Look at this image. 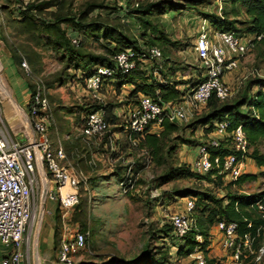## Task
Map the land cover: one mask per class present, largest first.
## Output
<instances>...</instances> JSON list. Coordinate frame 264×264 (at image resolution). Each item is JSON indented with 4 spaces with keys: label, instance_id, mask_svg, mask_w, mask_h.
<instances>
[{
    "label": "trees",
    "instance_id": "16d2710c",
    "mask_svg": "<svg viewBox=\"0 0 264 264\" xmlns=\"http://www.w3.org/2000/svg\"><path fill=\"white\" fill-rule=\"evenodd\" d=\"M222 2L229 5L230 10L228 13H224V9L220 15L199 12L203 18L209 20L212 26V28L209 27L210 30L233 32L241 39L242 43L249 40L246 37H252L253 39L250 40L252 48L255 47L258 54L264 56V0H223ZM188 4L185 7L187 10L184 11L194 10L198 6H209L211 0H188ZM7 7L9 8L6 5L1 6V12L6 14L7 17L9 16L8 18L6 17V29L1 30V36L17 69H21V62L24 60L22 52L17 46L18 42L28 44L31 46L29 49L32 50L33 48L41 47L52 48L60 55L61 60H64L67 64L66 68H70L72 63L75 70L79 71V76L76 78L78 85H82L84 80L93 74L97 67L114 68V57L117 54L125 51L134 52L136 67L125 75L117 74L111 78V85H115L118 90H120L121 86L130 87L128 95L125 96L123 106L126 107L124 111H122L123 109L121 110V116L117 117L114 114L120 110V105H116V103H107L104 106L99 104L88 105L79 107L76 113L70 112L75 116V120L81 124H83V118L87 114L103 108L106 111V121L110 126L111 132L121 134L124 125L122 116L125 114L127 107L134 106L137 99L148 97L158 104L177 105L183 101L185 95L191 93L206 79L205 72L198 62L193 65V70H191L192 75L194 74L195 76L187 73V81H183L184 79H179L180 76H176V70L178 69L175 66L177 64L172 60V54L177 47L180 48L178 49L179 52H184L187 45H182L179 41L169 37L159 18L165 16L166 13H171V11L176 12L177 15L180 14L178 12L183 7L182 4L169 1L165 4L164 2L146 3L140 6L135 4L134 7L128 4L118 6L114 12L107 8V5L103 2L97 0H81L78 3H75V0H47L40 4L18 5L15 10L9 13L10 15L6 13ZM238 7L247 18L246 20L240 21L238 19L240 15ZM114 13L126 16L127 21L129 22L130 20L136 27V31L139 32L138 36L130 34L131 29L128 22L119 25H114L112 22L109 23L110 18L108 19V17ZM117 18L119 19V17ZM152 18H156L155 21ZM118 22H120V19ZM198 26L199 23L194 28V37L198 34ZM43 32H46L48 39L43 38ZM71 36L79 41L77 47L71 43ZM90 38L97 44V53L93 51L90 53L84 50L85 40L87 41ZM152 47L160 50L161 58L159 60L143 59V51ZM36 58L35 53L32 51L27 55L28 63L31 66L36 65ZM184 71L186 72V68ZM33 74L36 75L35 72ZM181 75L185 76L183 72ZM225 76L223 80L228 85L230 78L228 76L226 80ZM250 76L252 77L251 80L249 78L246 83L239 82L235 89L228 85L233 91L232 96L241 93L238 96L239 98H237L238 100L224 103V101H219L212 96L199 109L191 122L185 124L178 121H165L155 131L147 129L144 139L139 144V148L149 153L151 161L155 162V165H161L164 160L162 159V154L166 149L165 144L170 136L178 134L179 137L180 135L182 139L180 137V139L176 138V140L180 141L179 144L193 147V151L196 149V153L201 145L209 143L215 124L219 121H227L229 123L228 131L241 126L248 140L249 148L255 146L258 141L264 138V78L256 71L255 73L249 72L248 77ZM26 79L30 94H34L36 89L34 78ZM59 80L60 84H64L65 80ZM254 86L258 88L256 92H253ZM205 109H207V112L203 114ZM52 112L56 113L55 110L51 111V114ZM196 132H199V135L195 139L194 134ZM229 146L230 138H228L227 142L222 140L219 148L211 152V156H219L221 161L224 160L233 153ZM75 149L81 151L87 158L92 153L79 139L74 140L68 150L73 151ZM104 150L106 152L104 143H102L99 152L102 153ZM247 159H250L256 168L260 169V172L249 174L244 172L235 182L219 176V168L217 167H214L204 175H198L192 169V163L190 167L184 165L183 167L172 168L162 178L164 182L191 178L194 181L205 182L209 190L214 188L223 193L221 197H217L209 190L193 191L188 189L177 192L175 195H169L171 200H177V198L192 200L194 202L193 216L197 223V231H191L182 238L174 235L172 227L171 229L167 228L165 231L168 232L166 234L170 233V235L172 232V237L170 238L173 243L172 247L176 249V257L186 258L195 252H199L203 256L205 264H231L230 260L227 262L210 256V246L213 243L210 230L213 229L218 235L217 245L222 250L223 257L226 260L229 259V252L222 248L223 234L217 230V224L224 222L225 224L235 223L237 225L236 234L238 237L248 235L253 238V254L245 262L247 264H257L254 260L264 242V220L257 212L256 204L260 202L264 205V189L252 194L231 191L233 186L239 189L246 183L257 182L259 179L264 178V154L257 149H253L251 153L247 154ZM76 160L78 161L76 162L77 168L88 173L90 168L85 163L86 159L78 158ZM138 168L140 166H137L134 171L132 170L133 175L138 172ZM114 171L113 174L121 180V168L117 167ZM81 207L82 204L78 203L74 208L78 209ZM56 218L58 224L60 222L59 212ZM196 235L201 236L200 242L196 241ZM86 245H88V239ZM262 260V264H264V258ZM193 262L196 264L194 260ZM170 263L171 254L169 251L168 253L164 251L153 256L150 251L146 250L131 261H125L122 258L113 256L108 258L103 264Z\"/></svg>",
    "mask_w": 264,
    "mask_h": 264
},
{
    "label": "built area",
    "instance_id": "2783aa9c",
    "mask_svg": "<svg viewBox=\"0 0 264 264\" xmlns=\"http://www.w3.org/2000/svg\"><path fill=\"white\" fill-rule=\"evenodd\" d=\"M222 1H214L219 6V11ZM208 23V19L199 21L193 46L196 61L204 70L206 79L185 95L180 104H158L148 97H142L135 101L134 106L127 107L122 116V134L129 150L139 148L147 129L155 131L165 121L187 124L212 96L224 101L233 95L223 78L237 69L238 59L252 48V42L247 40L242 43L233 32L210 30ZM71 43L77 47L79 41L71 36ZM142 58L159 60L161 52L152 47L143 51ZM114 62V68L97 67L93 74L84 80L82 86L83 92L101 106L105 105L101 98L103 85L111 83L113 75H125L136 67L135 54L132 51L117 54ZM21 68L28 78H32V72L25 61L21 62ZM35 84L36 89L34 94H31L26 113L28 126L34 133L28 142H19L8 134L0 110V246L10 250L0 258V264H19L22 257L20 249L28 229L33 224V213L39 193L53 184L54 190L46 196L58 203L63 223L57 263L74 264V258L86 249L88 233L72 231L67 226V219L69 212L79 203V189L86 184V177L81 171H76L67 160L61 144H58L55 155H52L47 136L52 114L45 95L46 88L41 80H36ZM114 114L121 116L117 111ZM228 128L227 121L216 122L209 143L201 145L193 159L192 169L196 174L204 175L217 167L219 176L235 182L245 172L248 140L241 126L232 131H228ZM228 138L233 153L222 161L219 156L212 157L211 152L219 148L222 140L227 142ZM68 139V136H65V140ZM76 139L89 149L99 148L105 142L110 147L111 154L116 152V148L120 150V146L114 145L115 134L110 130L103 108L92 111L83 118L82 130ZM139 149L145 160L142 162L143 167L144 164L150 163L151 157L144 149ZM83 157L84 154L77 149L72 152L74 160ZM92 161L93 159L88 161V165L94 164ZM137 166L140 165L137 163ZM132 170L129 163L118 183L120 194L123 196L129 192ZM256 209L264 220V205L258 202ZM193 210L194 202L187 200L182 213L167 217L176 237L182 238L191 231H197ZM236 229L235 223L217 224V230L223 234L222 248L229 252L230 263L247 264L245 261L253 254V238L248 235L238 237ZM195 239L200 242L201 236L196 235ZM191 257L196 264H205L199 252L193 253ZM263 258L264 242L254 262L260 264Z\"/></svg>",
    "mask_w": 264,
    "mask_h": 264
},
{
    "label": "rangeland",
    "instance_id": "374dc122",
    "mask_svg": "<svg viewBox=\"0 0 264 264\" xmlns=\"http://www.w3.org/2000/svg\"><path fill=\"white\" fill-rule=\"evenodd\" d=\"M43 1L45 2L47 0H0V12L2 11V5L9 6V8L7 7L8 10L6 13L10 15L9 13L12 10H15L18 5L40 4ZM80 1L81 0H75V3ZM97 1L103 2L107 5V8L114 12L118 6L128 4L132 7H134L135 4H139V6L141 4L145 5L146 3L152 4L158 2H164L165 4L167 1L182 4L183 7H181L178 12L180 14L177 15L176 12L174 13L171 11V13H166L165 16L159 18V21L163 23L169 37L173 40L179 41L182 45H187L184 52H179L178 49L180 48L177 47L172 54V60L175 61V64H177L175 66L176 69H178L176 70V74L179 73L178 76H181L182 72H185V68L186 71L190 70L189 74L191 70H193V66H190V68L188 67V64L184 62L188 60L191 64H196V57L192 46L195 40L194 28L198 25L199 20L205 19L199 14V12L204 14L220 15L223 9L224 13H228L230 10L229 5L222 2L220 3L221 11H219V6L214 2L215 0H211V4L209 6H198L196 9L189 11H184L187 10L185 7L189 5L188 0ZM237 9L240 13L238 19H240V21L246 20L247 18L241 12V9L239 7ZM117 17H119L120 22H118L119 19ZM126 18V16H120L119 13L118 15L116 13L111 14L108 17L109 23L112 22L114 25H119L121 23L126 24L128 22ZM152 19L155 21L156 18ZM128 23L131 29V33H129L131 35L138 36L139 32L136 31V27L130 20ZM209 27L212 28L211 25ZM42 36L43 38L48 39L46 32H43ZM246 38L249 40L253 39L252 37ZM84 45L85 51L90 53H92V51L96 53L98 52V50H96L97 44L93 39L90 38L87 41L85 40ZM17 46L22 52V58L24 59L22 61L26 62L32 72V78H34L35 81L41 80L43 84H46H44L45 88L47 87L45 95H47L51 111H56V113L52 112L51 122L54 120L57 126L61 124L57 131L58 137L52 136L50 132L47 133L50 151L54 156L58 147V140L60 138L64 135H69L71 138H74L82 130V124L76 121L75 116L70 112L73 111L76 113L79 107L98 104V102L90 98V95L83 92L81 86H83L84 83L82 85L77 84L76 78L79 76V71L75 70L72 63L70 68H66L67 64L64 60H61L60 55L52 48L41 47L33 48L32 50L29 49L31 46L24 42H18ZM31 51L34 52L35 57H37L35 66H31L27 60V55L28 53H31ZM0 53L1 55L3 54L2 51ZM21 69H17V72L26 82V78L28 77L25 75L23 69ZM182 69L183 71H181ZM255 71L264 78V56L262 54H258L254 47L239 59L237 69L228 73L225 76V79L227 80V77L229 76L230 82H228V85L235 89L239 82L246 83L249 78L251 80L252 77H248V73H255ZM34 72L36 75L33 74ZM76 74L77 76H75ZM192 76L195 75L193 74ZM181 77H183V75ZM59 79H61V81L65 80L64 84H60ZM187 79L188 78L185 77L183 81H187ZM0 80L3 81L6 90L9 92L8 82H6L3 77ZM119 89L120 90H118L115 85L112 86L111 83L104 84L103 90L101 91V98L105 104L116 103V105H120V108H116L120 109L117 111L118 113H122L126 107L123 106L125 103V96L128 95L130 87L121 86ZM257 89V86H254L253 92H256ZM240 94L238 93L231 98L224 100V103H231L232 101L238 100L237 98H239L238 96H240ZM205 112H207V109L203 111V114ZM2 116L6 122L10 123L11 127H14L18 131L19 135H23L24 128L21 125H18L14 112L2 111ZM187 131L190 133L189 130ZM198 135L199 132H196L194 134V138L196 139ZM179 137L178 134H174L168 138L165 144L166 149L162 154V159H164L163 163L158 166L155 165V162L150 161V163L144 164L143 167H141L143 164L142 162L145 160L140 149L132 148L129 150L126 142L123 146H121V159L124 158L125 161H127L126 167H128L130 163V166L134 171L137 168V163L140 165V168L137 170L138 172L129 177L131 180V186L129 185L128 194L124 196L122 195L123 202H121L122 200L120 201L117 198H114L113 190H118V187L117 181L110 179L106 174V169L109 165L107 162L104 163V160L98 157L94 158L92 161L94 164H92L91 167L95 169L100 168L96 172L98 180L94 185L90 186L88 184L89 186L87 187V190L80 187L79 203L82 204V207L78 209L73 208L68 214V223L75 227L73 230L88 233V245H86V249L84 251L80 252L74 258V264H103L108 258L113 256L122 258L125 261H131L139 257L146 250L150 251V254L153 256L163 253L164 251L168 253L169 251L171 254L170 264H194L191 256L186 258L176 257V249L172 247L173 243L170 238L172 237V232L171 235L170 233L166 234L168 232H165L167 228L171 229L167 217L174 213H182L184 211L185 203L187 202V199L185 198L171 200L169 195H175L177 192L188 189L193 191L209 190V187L205 184V182L194 181L191 178L178 179L168 182L162 181V178L165 177L168 171L172 168L183 167L184 165L190 167L193 156L196 155V149L193 151V147L179 144L180 141L176 140V138H181ZM120 141H122V138ZM253 149H257L259 152L264 154V138L258 141L255 146L250 147L248 154L251 153ZM113 153L115 154L116 152ZM106 154L110 158L111 152L108 151ZM252 172L258 173L260 172V169H257L250 159H247L245 173L249 174ZM96 173L89 176V179L92 176H95ZM263 189L264 178H261L257 182L246 183L239 189L233 187L231 191H237L242 194H252ZM101 190L105 192H102ZM209 191H212V193H214L217 197H221L223 194L221 191L214 188ZM41 194L42 193L40 192L38 202L35 205L33 213L35 226L38 218L43 215V208L41 209L40 207L42 199ZM105 195L107 196L105 197ZM126 203H128V206L126 205L127 208L125 209L122 205H125ZM210 233L212 239L211 241L217 242V233L213 229L210 230ZM210 256L229 262V259L226 260L223 256H217L214 252L210 253ZM262 263L263 260L261 261V264ZM21 264H23V261Z\"/></svg>",
    "mask_w": 264,
    "mask_h": 264
},
{
    "label": "crops",
    "instance_id": "0c3cea01",
    "mask_svg": "<svg viewBox=\"0 0 264 264\" xmlns=\"http://www.w3.org/2000/svg\"><path fill=\"white\" fill-rule=\"evenodd\" d=\"M6 17H7L6 14L0 12V52L1 51L3 52L2 55L0 53V79L3 77V79L6 82H8L10 93L6 90L5 84L3 83V81L0 80V110H1V113L2 111L3 112L5 111L14 112L16 115V120L18 121L17 122L18 125H21L24 128L23 135H19L18 131L14 127H11L10 123L4 120L8 134L12 138L18 140L19 142H28V140L34 136V133L31 131V129L28 126V122L26 118V113H27L31 94L27 88L26 82L18 74L17 68L15 67L11 59V54L6 48V46L4 45V42L2 40L1 30L3 31L6 29V19H7ZM184 63L188 64V66H191V67L193 66V64H191V62H189L188 60ZM187 73H189V71L183 72L185 76L181 77L182 76L181 75L179 78H183V79L185 77L188 78ZM178 74L179 73H177L176 76H178ZM189 75H192V72H190ZM51 123L52 124H51V127L48 129V132H50L52 136L58 137L57 131H58V127L61 124L57 126L54 120ZM113 133L115 134L114 145L116 144L117 146H120V150L118 151L117 148L115 147L116 153L111 154L109 158L106 152L110 151V147L105 142L103 143H104V148L106 149V152L104 150L102 153H100L99 152L100 147L95 148V149L90 148L89 150L92 151L91 155L88 156V158L86 157V155L85 157H83V159L87 160V162L85 160L87 167L90 168L88 169V173H86L84 170L77 168L76 162L78 161L72 158V152L74 150L73 151L68 150L70 148V144L74 140H78L76 139L78 135L74 138H71V136L69 135H64L62 138L58 140V144H61L64 149V152L67 156V160L72 164V166L74 167L76 171L78 172L81 171L83 175L86 177V184L82 186L84 190H87V187L89 185L90 186L94 185L96 181L98 180L96 172L100 168L95 169L91 167L90 165H88V161H90L91 159L94 160L95 157H98L104 160V163L107 162L109 166H107L108 168L106 169L107 171L106 174L110 179H114L115 181H117V187H118V183L120 180L113 173L115 172L114 170L117 167L121 168L122 174L127 169L126 167L127 161H125L124 158L121 159V155H122L121 146H123L126 141L122 133L121 134L116 133V132H113ZM65 136H68L69 139L65 140ZM121 138H122V141H120ZM122 164H125V165H122ZM93 173H96V175L92 176L89 179V176H91ZM93 177L94 179L92 180ZM53 190H54V186L51 185L49 187H46L45 190L42 191V194H41L42 199L40 202V207L41 209L43 208V215H41V217L38 218L36 226L34 225V221H33V224L28 229V232L24 238L23 244L20 249V253L22 257H21L19 264H21L22 261H23V264H30V263L58 264L57 263V252H58L60 240L62 237L63 223L61 219L62 211L60 210L58 203L49 199L48 196H46L48 192H52ZM115 191L116 192L118 191L117 194ZM102 192H105V191H102ZM113 194H114V198H117L120 201L123 199V196L120 194L119 188L118 190L114 189ZM106 196L107 195H105V197ZM121 202H123V200ZM126 205L128 206V203H126L125 205H122V207L126 209L127 208ZM58 212L60 215V222L57 224L56 215ZM68 222H69V218L67 219V224H68L67 226L72 231H77V230H73L75 229V227L70 225ZM210 248H211V253L214 252L217 256H220V257L223 256L222 252L220 251L217 245V242H213ZM9 252H10L9 249H6L0 246V258L4 257Z\"/></svg>",
    "mask_w": 264,
    "mask_h": 264
}]
</instances>
